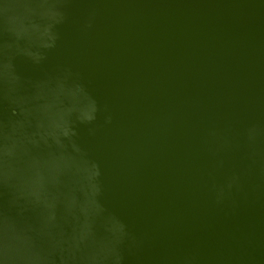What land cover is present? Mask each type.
<instances>
[{"label": "water", "instance_id": "1", "mask_svg": "<svg viewBox=\"0 0 264 264\" xmlns=\"http://www.w3.org/2000/svg\"><path fill=\"white\" fill-rule=\"evenodd\" d=\"M0 264H264V0H0Z\"/></svg>", "mask_w": 264, "mask_h": 264}]
</instances>
